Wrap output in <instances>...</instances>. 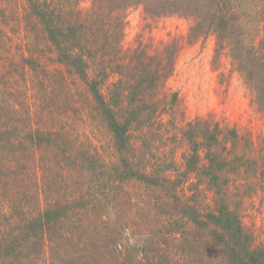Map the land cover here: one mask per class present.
I'll return each instance as SVG.
<instances>
[{"label":"trees","instance_id":"trees-1","mask_svg":"<svg viewBox=\"0 0 264 264\" xmlns=\"http://www.w3.org/2000/svg\"><path fill=\"white\" fill-rule=\"evenodd\" d=\"M23 2L34 50L19 46L17 58L0 33V264H264L234 191L262 177L264 158L246 153L238 129L186 123L180 166L153 161L146 144L179 51L209 34L264 112V0H91L88 9L76 0ZM136 5L152 17L190 19L186 37L154 53L141 44L123 50L121 17ZM5 11L2 23L14 18ZM5 72L34 86L22 107ZM68 77L82 87L77 96L84 89L87 111L73 108ZM85 122L103 126L107 148L79 138Z\"/></svg>","mask_w":264,"mask_h":264},{"label":"rangeland","instance_id":"rangeland-1","mask_svg":"<svg viewBox=\"0 0 264 264\" xmlns=\"http://www.w3.org/2000/svg\"><path fill=\"white\" fill-rule=\"evenodd\" d=\"M76 2L80 9H88L91 5V0H76ZM0 10H6L5 16H9L10 11H15L12 20L4 23L0 21V30H2L0 33L8 47L12 48L10 53H16L18 58L21 51L19 46H21L22 49H26L25 54L28 55L30 53L28 49L34 50L32 38L35 32L33 30L30 33L24 28L26 12L23 0H0ZM123 13L121 17L123 36L120 41L123 50L141 44L147 45L150 53H154L162 43L173 38H185L192 23L190 19L178 15L152 17L145 13L142 5L130 7ZM0 19H3L1 13ZM27 43L29 46H26ZM40 46L42 47L43 44ZM5 75L6 79L10 80L8 87L16 89L17 93L21 92L16 101L22 107L23 104L28 103V98L32 97V91L34 92V86L28 80L30 78L25 75L23 79L19 73L5 72ZM115 79L116 75H111L108 85ZM65 80L68 86L70 84L69 94L75 101L73 108L77 105L83 107L84 111L91 108V105L88 106L84 89L80 96H77V91L82 87L77 89V83L72 85L69 77ZM164 88L167 95L164 102L165 110L160 119L153 123L147 135V151L150 150L148 155L152 156L153 161L169 162L174 159L180 166L188 153V144L182 138L181 131L186 128V123L202 118L213 119L221 125L238 129L243 135L240 144L243 145L245 142L251 147V151L246 153H252L254 156L251 157L258 159V164L262 163L264 112L257 107L254 92L237 69L229 50L225 47H217L213 35L209 34L192 44L183 46L177 55L174 71L166 80ZM173 94L176 95L174 102H172ZM65 112H69L73 120L76 119L77 115L72 110L65 111L61 107V113ZM79 131L80 139H85L87 136L95 143L101 141V147L107 148L108 136L105 135L103 126L95 124L89 126V123L85 122L84 126H80ZM132 134V143L141 146L143 143L138 139L140 134L138 132ZM258 154L262 158L257 157ZM104 155L107 158V155ZM260 167V170L264 171V165ZM261 176L259 180L258 176H255L254 180L247 177L249 179L247 184H244L246 181L238 178L237 180L242 184L234 191L242 195L240 207L243 224L255 241L264 245V173Z\"/></svg>","mask_w":264,"mask_h":264}]
</instances>
